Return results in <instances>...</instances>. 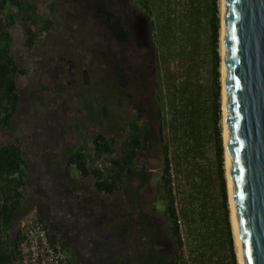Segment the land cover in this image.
<instances>
[{"label": "trees", "instance_id": "16d2710c", "mask_svg": "<svg viewBox=\"0 0 264 264\" xmlns=\"http://www.w3.org/2000/svg\"><path fill=\"white\" fill-rule=\"evenodd\" d=\"M1 1L16 6L23 20L29 21L30 41H33L38 35L35 6L23 0ZM130 1L137 9L128 15L122 0L78 1L80 7H90L94 19L105 28L108 47L112 43L116 49L125 45L134 49L130 68H126L123 54L110 56L111 49L110 53L98 51L103 53L100 57L109 68L107 73H114L116 87L120 89L117 95L128 91L132 111L129 122L124 120L129 124L128 136L120 153L111 160L115 176L109 181L99 165H93L103 153H114L113 146L100 133H95L91 154H86L83 146L68 152L61 170L69 173V167L73 166L80 178L94 180L96 192L113 195L125 186L123 176L130 168L132 177L140 179L135 187V196L139 198L137 190L148 182V174L138 166L139 161L148 158V153L158 147L161 174L157 178L156 198L164 202V213L171 223V240L180 249L172 264H238L220 126L218 2ZM15 16L10 17L11 22ZM44 22L40 32L52 24L48 20ZM10 45L11 34L0 25V130H6L13 120L19 101L15 78L17 73H24L17 66ZM89 161L93 166L89 167ZM26 173V158L18 143L2 144L0 264H14L18 258L21 232L16 226L23 215L20 211ZM63 183L62 189L74 192L72 197H79L77 189H70V185L79 186V182L68 178ZM92 201L96 204L95 199ZM8 234L11 236L5 237Z\"/></svg>", "mask_w": 264, "mask_h": 264}, {"label": "flooded vegetation", "instance_id": "af4514ba", "mask_svg": "<svg viewBox=\"0 0 264 264\" xmlns=\"http://www.w3.org/2000/svg\"><path fill=\"white\" fill-rule=\"evenodd\" d=\"M3 7L4 4L0 0V9ZM25 22L27 23L25 25V33L27 35L23 42V53L18 58L16 54L11 53L19 69L24 70V73H17L15 78L19 90V101L11 124L6 130H0V141L7 143L17 140L16 142L22 148L24 157L26 158L28 171V173H26V181H34L39 185V188L42 185L54 191L55 198L52 200L54 208L52 210L53 216H51L53 218H49L48 216L50 210L46 211L44 208H40L39 213L48 230L49 236L52 238L53 236L56 237L58 234L59 239H61V244L70 253L72 264H93L96 261L95 255L104 260L105 257H110V251H116V253L121 255L125 252L123 249L131 245V237L125 235V232H128L130 228L133 227L138 231L144 229L145 224L148 226V223L143 220L149 218L147 216L144 219L140 216L142 214L147 215V213L141 209L142 198L138 193L139 189L137 190L139 198L135 196V189L132 194L127 193L129 199L130 195H133V201L130 202V205H134L136 208V210L133 208L130 209L131 212L134 211L136 213L134 225H132L128 217V214H130L129 209L124 207L121 202L116 204L113 202V199H110L121 191L126 193V180L132 176L130 168L126 169V175L123 176L125 186L113 195L97 193L96 197H98V201L95 200V204L92 201V196L88 197L87 195V200L85 199L84 201L85 194H81L79 190L76 191L79 197H72L73 194H71V191L62 189L63 182L68 181V178H72L64 169L61 170L63 172H59L60 169L57 167L61 166V168H64L63 165L65 163L66 154L75 150L80 145H83L82 143L78 145L79 140H81V135H78L77 131L81 128H85L83 126L81 127L80 121L83 120L88 122L86 120L87 112L84 111L82 113L79 112V110L73 109V104L79 101L78 104L82 106L89 105L87 100L91 101V99H88V96L92 97L94 95L93 86L95 85L98 87V94H95L97 97L96 101H98V97H100L101 100H105L106 103L101 104L98 102L100 105L99 112L97 113L98 115L95 120L91 119L94 123H90L91 121L85 123V135L88 134L86 138L90 140L91 145H87V147L83 145V147L86 154H91L93 152L95 133L102 134L101 136L108 140L112 146L117 144L118 147L115 155H113L114 153L107 154L108 152H105L102 154L101 158L97 159L102 162V166L104 165L101 167V170L103 171L105 179L110 181L111 178L115 176L113 170H111V160L122 150V142L128 136L126 135L129 130L128 120L132 115L129 106V98L126 100L127 103L123 105L124 108L122 113L119 107L121 105L122 96H127L128 91L120 96L117 95L118 92L120 94V89L116 87L114 73L111 75L107 73L109 68L107 70L104 61L100 62L103 68L100 69L96 75L90 77V69L84 62L85 57L78 61L66 54L60 53V51L51 44L46 46V44L43 43L44 37L40 32H38L39 35H35L33 41H30L29 29L31 25L29 21L26 20ZM36 26H38L36 27L38 31L39 28H43L42 25H38L37 21ZM50 29L51 25L46 31L49 32ZM6 30L9 31V28ZM46 31H42V33ZM9 33L11 34L10 31ZM36 49L38 52L44 49L45 52L43 55L50 52L51 56L45 55V58L42 57L41 62L37 65L39 56H35L34 60H29L34 56V53H37L35 51ZM56 50L59 51V53H55ZM117 52L120 53L118 49ZM34 66L38 67L37 71L41 72V79L36 80L37 83H34L33 86L28 83L19 85V76L28 74L30 70H33ZM126 68L130 67L126 64ZM105 76L112 79V85L109 81L108 83L102 81V78H105ZM81 79L85 82L81 81ZM97 81L99 82L98 86ZM80 89H82L85 96L76 95ZM22 97L29 101L27 107H22ZM18 111L21 113L20 117L16 116ZM111 118L112 124L109 125ZM125 119H127L128 122H124ZM119 126H122L120 131L121 135H115L112 131L116 130V132L118 131L119 133ZM39 127H43V131L40 132L38 129ZM43 135H45L48 140L43 138ZM42 140L46 143L45 146L42 145ZM112 149L114 148H111V150ZM91 156H88V158L91 159ZM104 157L107 158V163H104ZM138 166L142 165L139 164ZM142 168L145 170L144 166H142ZM54 172H56V174H54ZM75 181L79 182L78 180ZM61 191L66 194L64 200H57L56 196L60 197ZM66 197L73 198L75 202L65 203ZM124 198L126 199V195ZM106 199H110L107 204L104 203ZM113 203L116 204L115 207H113ZM108 204L112 205L111 207L114 210L111 209ZM127 204L129 205V203ZM136 205H138L139 208H137ZM74 208L78 210L77 213H74ZM80 218L82 219L81 221L85 222L83 224L84 227H80L78 221L73 227H70L68 224L69 221L72 222V219L78 220ZM171 242L174 250L175 243L173 240H171ZM94 253L96 254L94 255ZM125 257H127V255H125L124 258Z\"/></svg>", "mask_w": 264, "mask_h": 264}, {"label": "rangeland", "instance_id": "374dc122", "mask_svg": "<svg viewBox=\"0 0 264 264\" xmlns=\"http://www.w3.org/2000/svg\"><path fill=\"white\" fill-rule=\"evenodd\" d=\"M23 1H26L27 3H30L33 6H35L36 10L34 12H35L36 17H37L38 25L44 26L45 25L44 21H46V20L51 21V23H52L51 29L49 30V32L46 31V32L42 33L40 31H38L44 37L43 43H45L46 46H49L50 44L55 46L60 51V53H63L64 55L66 54L67 56L72 57L73 59H77L78 61L85 57L84 62L88 66V68L90 69V72H89L90 77L96 75L97 72H99V70L103 68L101 66V63H100L101 59H102V57H100V55L103 56V53L98 52L100 49L105 50L106 53H108V52L110 53L112 50V54L110 56H113V55L115 56L116 53H118L117 52V49H118V51H120V54L124 55V57L127 61V65H128V67H130V65H131V59L130 58L132 57V53L134 52V49L131 50V47L129 45H125L123 47L119 46L116 49L112 43H111V46L108 47L106 45L108 43L106 41V39L108 38V34H107L105 28H103L99 24V22H97L96 19H94L93 10L90 7H88L87 9H86V7L85 8L80 7L81 4L78 2L79 0H23ZM80 1L83 2V0H80ZM122 1H123V3H125L124 4L125 5V13L127 15L129 13L131 14V12H130L131 10H133V12H134V10L137 9V8H135V6L133 5V3L130 0H122ZM217 2H218L220 22H221L220 0H217ZM75 5H79L78 6L79 8L75 9ZM14 14H16L15 19L13 22H11L10 17ZM23 19H25V18L21 17L19 15V11H18L17 7L14 5H11V4L4 5V7L0 9V25L5 29L9 28V31L11 32V36H12L11 53L16 54L17 58L19 56H21V54L23 53V44H24L23 42H24L25 36L27 35L25 33V31H26L25 25L27 23L25 22L26 20H23ZM220 28H221V23H220ZM106 47H108L109 49ZM220 49H221V47H220V29H219V53H220ZM35 51L37 53H34V56H32V58L29 60L30 61L32 59L34 60L35 56H39V59L37 61V65L41 62L42 57L45 58L44 57L45 55L51 56L50 52L45 53V55H43L45 52L44 49L41 50L40 52H38L37 49ZM59 51L56 50L55 53H59ZM220 58H221V53H220ZM90 61H91V63H90ZM220 67H221V62H220ZM37 69H38V67L34 66L33 70H30V72L28 74L23 75V76H19L18 84L22 85L23 83H28L29 85L33 86L34 83H37L36 80L41 79V76H40L41 72L37 71ZM220 75H221V73H220ZM86 79H88V78H86ZM78 81H80V80H78ZM81 81H83V80L81 79ZM102 81L106 82V83H108V81H109L110 84L112 85V79L110 77L105 76V78H102ZM220 81H221V76H220ZM83 82H85V81H83ZM98 84H99V82L97 81V86H98ZM221 85H222V83H221ZM102 87H103V85H102ZM77 89H78V87H77ZM221 91H222V86H221ZM96 93L98 94V87H96L94 85L93 86V94L94 95L92 97L88 96V99H91V101L87 100V103L89 105L82 106V105L78 104L79 101H76L73 104V109L79 110V112H82V113L84 111L87 112L86 120L88 122L91 121V119L92 120L96 119V117L98 115L97 113L99 112V109H100L99 103H101V104L106 103V101L101 100L100 97H98V101H96V99H97V97L95 96ZM76 95L85 96L84 92H82V89H80V91ZM127 99H128L127 96H124V97L122 96L121 105L119 106L121 108V113H122L123 108H124L123 105H125L127 103V101H126ZM122 101H123V104H122ZM28 102H29L28 100H26L24 97H22V103H21L22 107H27ZM221 104H222V95H221ZM221 111H222V109H221ZM20 115H21V113H20V111H18L16 116L20 117ZM23 116H24V114H23ZM221 117H222V115H221ZM88 122L81 120L80 121L81 127L83 126L86 128L85 123H88ZM90 123H94V122L91 121ZM220 126H221V133H222V137H223L222 119L220 122ZM85 128H81L79 131H77V134L81 135L80 136L81 140H79L78 145L82 143L83 145H85V147H87V145L88 146L91 145V142H90V140H88L86 138L88 134L85 135V130H86ZM121 128H122V126H119V133H118V131L116 132V130H114L112 132L115 135H117V134L121 135V132H120ZM38 129L40 130V132L43 131V127H39ZM43 138H46L48 140V138L45 135H43ZM222 140H223V138H222ZM72 142H73V140H72ZM45 144L46 143L43 141L42 145L45 146ZM82 146L80 145L79 147H77L75 149V151L80 150L82 148ZM117 147H118L117 144L113 145V148H114L113 149L114 150L113 155L116 154ZM223 150H224V146H223ZM88 152H90V151H88ZM150 154L148 153V158L141 159L139 161L140 164L145 167V171L148 174L147 175L148 176V178H147L148 182H146L138 190V193L140 194V197L142 198L141 199V209H142V211L147 213V215L142 214L140 216L143 217L144 219L147 216L149 217L148 219L143 220L144 222L148 223V226H146V224L144 226L145 227L144 232H147L148 237L147 238L141 237V234H139V231L137 229H135L134 227L130 228V230L128 232H125V235H129L131 237L130 238L131 239V243H130L131 245H130V247L127 246V247H125V249H123V250H125V252L122 253V256L130 255V256L134 257L132 249L135 247L136 251H138V252L141 251V253L138 254L139 257L141 255L145 256L146 254L148 257H150V258L144 257L145 264H148V263L151 264L152 261H154L153 262L154 264H172L177 259V256L180 255V249L174 248V250H173L172 242H171V234L169 231L171 223H170L167 215L164 213V202H163V200L160 197L156 198L157 178L161 174V170H160L161 164H160V160H159V158H160L159 148L157 147V149L153 150ZM103 160H105L104 163L108 162L106 157H104ZM94 163L95 164H93V165H99L100 169H101V167L104 166V165L102 166V162L100 160H96ZM88 165H89V167L93 166L91 161H89ZM224 167H225V151H224ZM52 168H54V167H52ZM59 169L61 170V167H59ZM76 171L73 168L71 169V172L76 173ZM54 174H56V172H54ZM139 180L140 179H138V178H134V177L130 176L129 179L126 180V183H127L126 193L124 191H121L118 194H116L115 196H113L112 198H110L111 200L113 199V202H115L116 204L121 202L122 205H124V207H127L129 209L130 214H128V217H129L132 225H134L136 213L134 211L131 212L130 209L133 208L136 210V208L134 205H130V202L133 201V195H130V199H129L127 193H129V194L133 193V190L135 189V187L140 182ZM89 181L91 184L92 178H90ZM29 182H31V181H29ZM29 182L27 181V183H29ZM37 186L39 187L38 184H37ZM91 186L89 189L90 195H92V193H93V191H92L93 187H91ZM47 189H48L47 187H43L42 185L40 186V188H37V192L39 191V193H38L37 200L35 201V203H37L40 208H44V210H47V211L50 210V213H52V208H54L52 201H48L46 199L44 192L47 191V193H49V192L52 193L51 196H48L49 198L50 197L55 198V194H54V191L52 189L50 191H48ZM88 193H89V191H88ZM125 195H126V199L124 198ZM64 197L65 196L61 194L60 197L56 196V199L57 200H59V199L64 200ZM85 199H86V197H85ZM110 199H106V201L104 203L107 204L110 201ZM70 200H71L70 197H66L65 203H68ZM95 200L98 201V197H96ZM115 203L112 204L113 207H115V205H116ZM127 203H129V205ZM49 205H51V208H49ZM108 205L110 207L112 206L110 204H108ZM136 207L139 208L138 205H136ZM111 209H113V208L111 207ZM229 209H230V207H229ZM126 217H127V215H126ZM149 220H150V224H149ZM140 230H143V229H140ZM152 232H154V233H152ZM3 234H4V232H2V235ZM7 236H11V234L5 235V237H7ZM183 250H185V248H183ZM110 252H112V251H110ZM116 256H117V254H116ZM132 257L129 259V262L126 264H137V262H139L140 258H141L140 257L139 260H135L134 259L135 257L134 258H132ZM160 259H163V262H160Z\"/></svg>", "mask_w": 264, "mask_h": 264}, {"label": "water", "instance_id": "95a60500", "mask_svg": "<svg viewBox=\"0 0 264 264\" xmlns=\"http://www.w3.org/2000/svg\"><path fill=\"white\" fill-rule=\"evenodd\" d=\"M223 9L233 210L242 264H264V0H223ZM51 194L44 192L48 201Z\"/></svg>", "mask_w": 264, "mask_h": 264}, {"label": "built area", "instance_id": "2783aa9c", "mask_svg": "<svg viewBox=\"0 0 264 264\" xmlns=\"http://www.w3.org/2000/svg\"><path fill=\"white\" fill-rule=\"evenodd\" d=\"M21 232L18 242V264H72L69 251L52 241L36 206L29 208L17 220ZM182 240L184 239L181 234Z\"/></svg>", "mask_w": 264, "mask_h": 264}, {"label": "crops", "instance_id": "0c3cea01", "mask_svg": "<svg viewBox=\"0 0 264 264\" xmlns=\"http://www.w3.org/2000/svg\"><path fill=\"white\" fill-rule=\"evenodd\" d=\"M17 140H15V142H16ZM2 144H4L3 142H1L0 141V146L2 145ZM75 169V171H76V168L75 167H73V166H71V167H69V176L72 178V180L73 181H75V180H78L79 181V186H71L70 185V189L72 190V188H75V189H77V190H79V191H81V194H85V197L88 195V197L89 196H92V195H90V186L91 187H93V199L96 197V195H97V193L98 192H96V190H95V188H94V186H93V183H94V180L92 179V181H91V184H90V178L91 177H89V178H87V177H85V178H80V176H79V173H78V171H76V173H74V172H71V169ZM59 172H63V171H59ZM27 173H28V171H27ZM31 183V184H30ZM34 184V185H33ZM37 188H39L38 186H37V184L34 182V181H31V182H29V183H27V181H26V185L22 188V190H23V192H24V203H23V207H22V209H21V211H20V213L22 214V213H24L27 209H29V208H31V207H33V206H36V207H38L39 209H40V207H39V205L37 204V203H35V201L37 200V196H38V193H39V191L37 192ZM88 191H89V193H88ZM74 192H71V194H73ZM70 194V195H71ZM83 196V195H82ZM81 196V197H82ZM85 197H84V201H85ZM83 201V202H84ZM70 203H73V202H75L74 201V199L73 198H71V200L69 201ZM77 204V203H76ZM49 208H51V205H50V207ZM52 210H53V208H52ZM47 211V210H46ZM77 209L76 208H74V213H77ZM49 218H53V217H51V216H53V213H49ZM82 219L80 218V219H72V222L71 221H69V225H70V227H73L74 225H75V223L78 221L79 223V226L80 227H84L83 226V224L85 223V222H83V221H81ZM72 223H73V225H72ZM75 228V227H74ZM139 234H141V237H145V238H147L148 236H147V232H144V229L143 230H140L139 231ZM54 237V236H53ZM51 238V240L52 241H56V242H60L61 243V239H59V237H58V234L56 235V237H54V238ZM92 249V248H91ZM146 251V250H145ZM115 252V253H114ZM132 252H133V255H134V257H132V256H130V255H128L127 257H125L124 258V256H122V254L120 255V254H118V253H116V251H112V252H110V257L108 258V256L107 257H105V259L103 260V259H100L99 257H97L95 254L96 253H94V255H95V259H96V261H95V263H93V264H126V263H128L129 262V259L132 257V258H134L135 260H139V258H140V263L139 262H137V264H145V261H144V257H148L147 256V254L144 256V255H141L140 257H139V255L138 254H140L141 253V251L140 252H138V251H136V248L134 247L133 249H132ZM116 254H117V256H116ZM108 258V259H107ZM122 258V259H121ZM148 258H150V257H148ZM142 259V260H141ZM102 260H103V262H102ZM107 262V263H106ZM154 261H152V263L151 264H154L153 263ZM14 264H18V258H17V260L14 262ZM148 264H150V263H148Z\"/></svg>", "mask_w": 264, "mask_h": 264}, {"label": "bare ground", "instance_id": "6f19581e", "mask_svg": "<svg viewBox=\"0 0 264 264\" xmlns=\"http://www.w3.org/2000/svg\"><path fill=\"white\" fill-rule=\"evenodd\" d=\"M220 12H221V28H220V53H221V67H220V73H221V83H222V104H221V115H222V126H223V146L225 151V170H226V182H227V191H228V197H229V205H230V211H231V224L233 229V237L236 247V256H237V262L238 264H242V254L240 251V245H239V239H238V233H237V226L234 216V210H233V203H232V192H231V179L229 176V154L227 151V135L225 132L226 127V118H225V94H224V66H223V50H224V39L222 36L223 33V0H220Z\"/></svg>", "mask_w": 264, "mask_h": 264}, {"label": "clouds", "instance_id": "9594fccd", "mask_svg": "<svg viewBox=\"0 0 264 264\" xmlns=\"http://www.w3.org/2000/svg\"><path fill=\"white\" fill-rule=\"evenodd\" d=\"M38 209H39V208H38ZM27 210H28V209H27ZM27 210H26V211H27ZM26 211H25V212H26Z\"/></svg>", "mask_w": 264, "mask_h": 264}]
</instances>
